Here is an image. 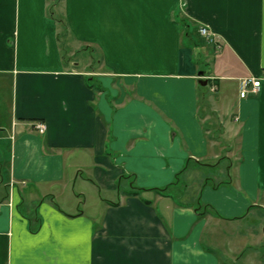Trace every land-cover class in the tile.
<instances>
[{
  "label": "crops",
  "instance_id": "obj_1",
  "mask_svg": "<svg viewBox=\"0 0 264 264\" xmlns=\"http://www.w3.org/2000/svg\"><path fill=\"white\" fill-rule=\"evenodd\" d=\"M55 4L74 50H98L109 75L65 55ZM203 76L217 86L215 102H227L217 114L230 134L222 143L238 135L236 183L199 192L218 217L153 191L190 162L219 159L221 143L204 128L211 116L199 117ZM249 77L259 90L240 99ZM223 82L229 99L218 95ZM6 87L0 264H235L214 241L220 247L221 221L264 209V0H0Z\"/></svg>",
  "mask_w": 264,
  "mask_h": 264
},
{
  "label": "rangeland",
  "instance_id": "obj_2",
  "mask_svg": "<svg viewBox=\"0 0 264 264\" xmlns=\"http://www.w3.org/2000/svg\"><path fill=\"white\" fill-rule=\"evenodd\" d=\"M51 10L55 13L56 18L61 19L59 31V41L62 50L65 55L69 58V60L77 62L79 67L82 68L83 71H87L94 77L101 78V73H110L106 72L101 63V56L98 50L93 47H88L85 45L80 46L78 49L74 50L75 47L70 37L68 36V32L66 31V27L63 25L64 17L62 13V7L60 4H55L51 7ZM199 33V31H198ZM200 35V34H199ZM198 42V41H197ZM203 56L200 53H196V60L201 64L205 63L203 61ZM211 62V60H209ZM208 62V63H209ZM208 73V72H207ZM114 78V75H111ZM207 78V79H206ZM201 81H205L206 85L200 86L202 88V94L199 96V117L205 118L206 116H211L210 121L206 119V123L204 124V128L210 132L207 134L208 138L214 141V144H220L221 148L215 149V152H219L218 160H209L207 163L209 164L207 167H202L203 164L198 162H190L185 169L184 172L179 176V180L176 187H171L169 190L176 200L183 201L188 205H192L196 207L197 198H199V192L203 190L205 186H209L213 191L216 189L213 185H219L217 189H225L226 191H230L231 183H236V169L239 165L238 157L235 158L237 154V138L233 139L234 142L230 143H222L223 138L225 141H229V132H223V125L227 122H224L223 118L218 117V112L227 109V106L222 101L216 103L217 100V86L213 85V82L210 81L208 77L200 78ZM112 81L110 85L115 87ZM240 88V83L238 89ZM231 89V90H230ZM233 86L227 82H223L218 93L219 97H225V99H229L230 95H233ZM238 89H236V95L238 96ZM8 88L0 89V94L3 96L8 93ZM1 100V99H0ZM5 103V100H1ZM0 101V102H1ZM218 101V100H217ZM225 101V100H224ZM7 102V98H6ZM3 103V104H4ZM1 104V103H0ZM211 104V105H210ZM236 104V102H235ZM216 109V111H212L211 109ZM215 112V113H213ZM232 119V117H231ZM226 121L229 119L226 118ZM12 132H14V125H12ZM13 134V133H12ZM14 139V135H11L10 141ZM219 150V151H218ZM10 156V147L7 140H3L0 142V179L6 181L8 177V161ZM229 157V158H228ZM200 166V167H199ZM207 182V185L204 184ZM259 186L264 187V182L258 181ZM256 188V185H255ZM260 191H263L260 189ZM244 195V193H242ZM245 196V195H244ZM201 201V199H200ZM202 202V201H201ZM264 202V200H259L257 203ZM183 204V203H182ZM257 207V206H256ZM254 207L248 215L240 216L238 219H233L232 221H236L230 224H223L221 221L220 225V247L216 246L217 238L215 239V247L219 248L217 251H221V254L227 252L228 255H234L235 264H264V209ZM213 216V214H207L205 216ZM204 216V217H205ZM211 232V231H210ZM212 238V234L210 235ZM223 251V252H222ZM222 258L225 256L222 255Z\"/></svg>",
  "mask_w": 264,
  "mask_h": 264
},
{
  "label": "built area",
  "instance_id": "obj_3",
  "mask_svg": "<svg viewBox=\"0 0 264 264\" xmlns=\"http://www.w3.org/2000/svg\"><path fill=\"white\" fill-rule=\"evenodd\" d=\"M199 34L202 37H206L208 38L210 36L208 30L206 28H200L199 29ZM259 80L253 79V78H248V79H244L241 83H240V92H239V97L240 98H245L248 94L250 93H256V91L259 88ZM32 128L35 132L39 133V134H43L45 131V126L43 123L37 121L32 125Z\"/></svg>",
  "mask_w": 264,
  "mask_h": 264
},
{
  "label": "trees",
  "instance_id": "obj_4",
  "mask_svg": "<svg viewBox=\"0 0 264 264\" xmlns=\"http://www.w3.org/2000/svg\"><path fill=\"white\" fill-rule=\"evenodd\" d=\"M56 20H57V23L58 24H60L61 23V19L59 18V19H57L56 18ZM65 23V22H64ZM63 27L65 28L66 27V25L64 24L63 25ZM185 167H184V169L179 173V174H177L176 175V178H175V180H174V182L172 183V184H169L168 186H166V187H164V188H162V189H153V191H155V192H158V193H162V192H166V191H168L171 187H173V186H175V185H177V183H178V180H179V175H181V173L183 172V171H185ZM213 187L215 188V189H217V187H219V185H213ZM140 190V189H139ZM141 191V190H140ZM196 212L198 211V215H200V216H205V215H207V214H213L214 216H217L218 217V214L215 212V210L211 207V206H209V205H207V204H202L201 202H200V200H199V198H197V205H196Z\"/></svg>",
  "mask_w": 264,
  "mask_h": 264
},
{
  "label": "water",
  "instance_id": "obj_5",
  "mask_svg": "<svg viewBox=\"0 0 264 264\" xmlns=\"http://www.w3.org/2000/svg\"><path fill=\"white\" fill-rule=\"evenodd\" d=\"M198 84H199L200 86H205V85H206V82H205V81H201V80H199Z\"/></svg>",
  "mask_w": 264,
  "mask_h": 264
}]
</instances>
